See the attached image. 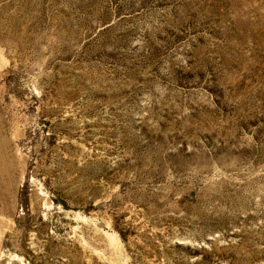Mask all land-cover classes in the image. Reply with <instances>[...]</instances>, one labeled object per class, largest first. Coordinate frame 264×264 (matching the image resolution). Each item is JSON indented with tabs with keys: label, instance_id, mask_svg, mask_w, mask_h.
Returning <instances> with one entry per match:
<instances>
[{
	"label": "rangeland",
	"instance_id": "374dc122",
	"mask_svg": "<svg viewBox=\"0 0 264 264\" xmlns=\"http://www.w3.org/2000/svg\"><path fill=\"white\" fill-rule=\"evenodd\" d=\"M0 264H264V0H0Z\"/></svg>",
	"mask_w": 264,
	"mask_h": 264
}]
</instances>
